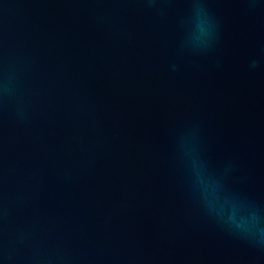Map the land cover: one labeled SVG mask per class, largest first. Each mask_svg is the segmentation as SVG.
I'll list each match as a JSON object with an SVG mask.
<instances>
[{"label":"water","instance_id":"1","mask_svg":"<svg viewBox=\"0 0 264 264\" xmlns=\"http://www.w3.org/2000/svg\"><path fill=\"white\" fill-rule=\"evenodd\" d=\"M0 264H264V0H0Z\"/></svg>","mask_w":264,"mask_h":264}]
</instances>
